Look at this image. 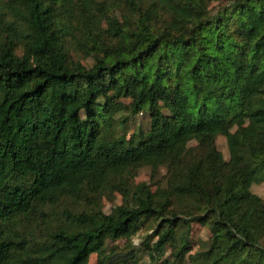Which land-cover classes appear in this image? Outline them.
<instances>
[{"label": "trees", "instance_id": "obj_1", "mask_svg": "<svg viewBox=\"0 0 264 264\" xmlns=\"http://www.w3.org/2000/svg\"><path fill=\"white\" fill-rule=\"evenodd\" d=\"M114 1L0 0V264H171L167 245L191 264H264V0H118L122 21ZM120 98L147 132L114 130ZM163 164V182H134ZM193 223L210 235L192 252Z\"/></svg>", "mask_w": 264, "mask_h": 264}, {"label": "rangeland", "instance_id": "obj_2", "mask_svg": "<svg viewBox=\"0 0 264 264\" xmlns=\"http://www.w3.org/2000/svg\"><path fill=\"white\" fill-rule=\"evenodd\" d=\"M111 7L108 10V14L111 16H116L119 18L120 21L123 20L124 16L131 18V13L128 7L118 0H115L113 3H108ZM103 28L106 26L103 25ZM80 47V46H79ZM76 48L72 47L71 56L75 60H80L85 65H91L93 63L92 57L87 56L86 52H84L83 48ZM118 102L123 105L122 109L117 110L114 118L125 120V116H128L129 118L125 120L124 128L122 130H119V128L116 126L114 128L115 131L118 133H125L127 136H130L132 134H136L138 132H147L150 128V117L147 112L141 111L140 113H137L135 115H129V102L130 100L127 98H120L118 99ZM247 120L245 118H242V123L245 124ZM237 128V125L234 123H230L228 125L229 131L233 132ZM197 137H191L185 141L180 147H179V153L183 155L188 149H191V147H195L197 145ZM216 146L223 154L224 159H228V149L226 145L225 137L222 135H219L216 138ZM166 168L167 164H163L160 167H158V170L153 172L150 167H141L136 171L134 182L139 181H147L151 184H156L164 181L165 175H166ZM164 186V183H163ZM251 190L253 193L257 194L259 197H261L264 200V182L253 184L251 187ZM112 196V199L109 198H103L101 200V206L103 211L108 213L111 209V207L115 204H120L122 202V198L119 194L114 193ZM63 206H70L73 209H81L78 205L73 204L69 202L68 200H64L61 202L58 206V208H62ZM58 210V209H56ZM56 216H51L52 222L55 223ZM46 224L38 220V222L34 225V231L39 236L42 234L39 227L45 228ZM154 226V225H153ZM141 227V229L132 236L131 241L133 242L134 246H139V243L141 241V237H144L145 234L148 232L150 233L152 231V227ZM146 228V229H145ZM210 235L209 229L206 225H201L199 223H193L191 226V231L189 234V241L190 245L192 247V252L198 249L203 243L208 239ZM115 245L117 244L119 247L124 246L125 240H116L113 242ZM111 243V244H113ZM173 245H167L166 250L164 252L163 258L170 259L171 264H191V262L188 259L187 253L181 260H176L174 257L168 258V255L170 253L171 248ZM97 255L92 254L89 258V262L91 264H94L96 261ZM135 264H153L149 261L148 254L146 252H140L138 255V259L136 260Z\"/></svg>", "mask_w": 264, "mask_h": 264}]
</instances>
